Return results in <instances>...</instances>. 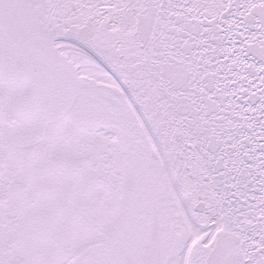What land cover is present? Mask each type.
I'll return each mask as SVG.
<instances>
[{
  "label": "snow or ice",
  "instance_id": "obj_1",
  "mask_svg": "<svg viewBox=\"0 0 264 264\" xmlns=\"http://www.w3.org/2000/svg\"><path fill=\"white\" fill-rule=\"evenodd\" d=\"M0 264H264V0H0Z\"/></svg>",
  "mask_w": 264,
  "mask_h": 264
}]
</instances>
